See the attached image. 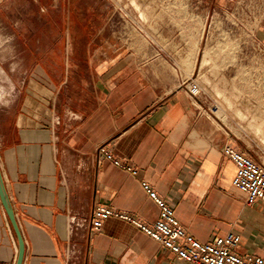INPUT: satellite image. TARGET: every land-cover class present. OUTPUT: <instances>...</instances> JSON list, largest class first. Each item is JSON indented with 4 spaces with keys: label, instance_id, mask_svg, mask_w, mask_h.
<instances>
[{
    "label": "crops",
    "instance_id": "1",
    "mask_svg": "<svg viewBox=\"0 0 264 264\" xmlns=\"http://www.w3.org/2000/svg\"><path fill=\"white\" fill-rule=\"evenodd\" d=\"M67 3L68 15L53 20L65 31L46 37L66 41L64 51L40 44L4 56L15 61L9 75L19 77L11 78L12 90L22 98L0 116V169L24 238L23 264H183L130 219L109 216L100 231L90 232L99 204L146 223L157 219L159 206L142 179L172 202L181 224L199 239L233 228L242 236L236 250L264 253V204L245 203L233 184L237 166L223 150L228 141L239 147V111L249 113L230 83L222 85L229 102L220 88L194 95L186 85L209 76L221 83L232 71L202 70L201 41L160 44L146 30L138 34L126 22L116 24L109 13L96 16L101 24L91 47L87 11L72 14ZM192 15L179 14L177 22L189 27ZM169 18L165 23L175 24ZM18 24L0 19L7 31L0 43L21 42ZM44 36L34 41L42 43ZM78 36L85 42L77 45ZM31 58V65L21 61ZM231 58L208 54L206 64ZM257 58L264 71V51ZM263 80L239 86L264 91ZM251 100L252 144L264 152V103ZM104 143L133 170L100 154ZM19 245L0 196V264H16Z\"/></svg>",
    "mask_w": 264,
    "mask_h": 264
},
{
    "label": "rangeland",
    "instance_id": "2",
    "mask_svg": "<svg viewBox=\"0 0 264 264\" xmlns=\"http://www.w3.org/2000/svg\"><path fill=\"white\" fill-rule=\"evenodd\" d=\"M70 1L72 14H77V11L80 10L82 12L87 11L89 15L88 26L91 47L97 45L96 30L101 24L95 20L96 16L106 13L116 15V24L126 22L138 34H144L146 30L154 38V41L160 44L179 41L180 39L186 40L191 45L201 41V54L206 58L203 57L204 62L202 64L204 65L201 69L217 73V71L228 68L232 71V78L224 76L222 80L220 79L221 83L218 79L210 76L203 77L202 80L190 79L188 81L189 87L195 90V86H199L198 94L203 93L204 90L209 93L220 88L221 93L218 91L217 93L228 101L226 96H230V94L222 85L230 83L236 86L238 93L234 95L237 97V102H243L239 106L242 105L244 111L249 113L245 116L239 111V120L242 124L240 130L242 139L239 147L246 149L254 158L264 162L263 150L252 144L251 125L247 120L250 119L249 102L255 98L261 104L264 103V91H251L250 87L249 91H244L239 86V84L250 85L252 81L261 82L264 79L260 77L261 72L264 71L261 69V62L257 58V53L264 51V0H178L170 3L160 2L159 0H145V2L144 0ZM1 2H3V6L0 4V19L20 23L17 25L16 30L19 32L21 42L19 44L10 41L0 43V67L10 80L11 78L13 80L19 78L18 76L12 77L9 75L15 61L4 56L11 52L17 50L19 52L33 51L40 44H42L43 49L54 47L57 50L64 51L66 41H54L46 37L49 34L65 31L64 25L53 24V20H57L56 22L59 23L63 16L68 15V0L65 3L63 1L55 3L54 0H1ZM192 7L199 9L191 11ZM181 8L189 9V11L183 12L180 10ZM167 9L177 11L167 13ZM203 9L207 10H205V16L201 14ZM190 12H193V15L190 16L194 21L192 25L187 27L177 22L179 14H189ZM169 17H172L175 24L165 23V20L170 19ZM1 27L2 25H0V41L4 40L7 35V31L4 32ZM38 35H46L44 36L45 39H42V43L34 41ZM144 41H147V39L144 38L142 42ZM74 42L78 45V43L85 42V40L78 36V39ZM208 54L219 57L229 54L232 55V58L206 64ZM242 55L245 56L241 57ZM21 61H24L23 63L28 62L31 65L34 59ZM5 83L7 82L4 76L0 74V116L5 115L8 103L20 102L22 98L18 88L8 94L3 91L7 86ZM222 102L224 103V101Z\"/></svg>",
    "mask_w": 264,
    "mask_h": 264
},
{
    "label": "built area",
    "instance_id": "3",
    "mask_svg": "<svg viewBox=\"0 0 264 264\" xmlns=\"http://www.w3.org/2000/svg\"><path fill=\"white\" fill-rule=\"evenodd\" d=\"M186 85L192 94H198L199 86L196 85L194 90L189 87L188 81ZM223 150L224 154L229 156L237 166L233 184L245 193V203L253 205L260 201L264 204V162L230 141L224 144ZM98 152L113 159L116 164L133 170L130 164H125L115 157L107 144H100ZM141 182L149 196L159 206L160 213L154 222L139 221L129 212L99 204L94 206L91 212L90 232L100 231L107 217L118 215L127 220L130 219L154 239L159 240L163 246L173 250L183 264H264V253L241 254L236 250L241 244L242 236L233 228L225 234L215 235L211 240L199 239L181 224L171 201L161 195L146 179H142Z\"/></svg>",
    "mask_w": 264,
    "mask_h": 264
},
{
    "label": "water",
    "instance_id": "4",
    "mask_svg": "<svg viewBox=\"0 0 264 264\" xmlns=\"http://www.w3.org/2000/svg\"><path fill=\"white\" fill-rule=\"evenodd\" d=\"M0 196H1L2 201L4 202L8 216H10L12 225H13V227L16 230L17 235H18V242L20 245H19V252H18V257H17L18 260H17L16 264H23L24 253H25L24 238H23L22 232L19 228V223H18L17 215H15L13 204L10 201L9 195L7 193V189L4 185V179H3V174L1 173V169H0Z\"/></svg>",
    "mask_w": 264,
    "mask_h": 264
},
{
    "label": "bare ground",
    "instance_id": "5",
    "mask_svg": "<svg viewBox=\"0 0 264 264\" xmlns=\"http://www.w3.org/2000/svg\"><path fill=\"white\" fill-rule=\"evenodd\" d=\"M2 35V34H1ZM8 39V38H7ZM12 39V38H11ZM10 39V40H11ZM4 42V41H3ZM6 42V41H5ZM204 59H206L204 57ZM207 61V60H206ZM0 74L1 76H4L5 80L7 83H5L7 86H5V88L3 89V91H6L7 94L12 91V88H13V82L5 75V72L2 71L1 67H0ZM233 94V93H232ZM233 107V106H232ZM254 120V119H253Z\"/></svg>",
    "mask_w": 264,
    "mask_h": 264
}]
</instances>
